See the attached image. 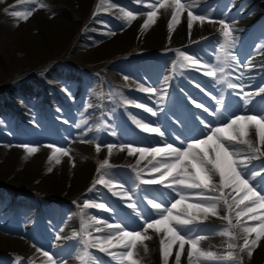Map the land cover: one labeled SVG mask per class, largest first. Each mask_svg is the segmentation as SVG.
<instances>
[{
    "label": "rangeland",
    "instance_id": "374dc122",
    "mask_svg": "<svg viewBox=\"0 0 264 264\" xmlns=\"http://www.w3.org/2000/svg\"><path fill=\"white\" fill-rule=\"evenodd\" d=\"M212 1L195 0L193 9L200 12L207 10L216 18L229 23L243 17L245 23L256 18L255 12L249 15L242 12L240 16L239 12L244 9L235 8L230 0ZM250 1L259 2V5L256 8L251 5V8L247 7L248 9L254 11L264 8V0ZM42 2L48 7L38 8L36 5L26 3L25 0H0V206L6 204L0 210V231L9 235L8 238L0 237V242L3 241V244L0 243V264H45L46 257H43V251L54 253V258L59 264H80L77 256L82 248L79 242L82 237L73 234L80 232L82 221L91 222V218H95L99 222L89 228L93 236L99 234L95 232L96 227L103 228L105 223L118 222L111 211L83 209L85 199L92 203L106 201L120 213V218L125 220L129 229L143 231V220L140 217L133 214L134 223L133 218L125 215L126 212L132 213V209H127L125 200L113 196L100 184L95 185L93 191H88L103 171H110L117 178L122 177L128 181L126 188L137 192L143 201L139 206L141 209L147 208V212L152 213L153 218H159L155 210L147 205L149 197L144 196V191L157 197L156 202H159L161 195L167 202V194L171 190L160 185H139V182L135 181L136 169L125 164H115L114 156L116 150H119V145L131 143L134 146L162 147L165 143H173L176 147H186V144L191 142L189 137L205 139L212 127L222 126L215 123V116L201 111L203 108L199 109L200 116L208 122L207 130L200 122L193 120L195 117L191 115L192 112L191 120L179 126L178 118L173 114L177 113L175 109L158 113L164 109L163 105H158V99L139 91L140 86L137 83L143 86L149 83L150 73L146 69H150L155 83L159 77L150 66H143V61L148 63L147 65L155 63L156 66L164 67L166 62H174V57L177 56L176 52L168 54L172 35L166 33L160 36L158 38L160 46L156 47L151 46L152 41H148L141 34L139 27L142 24L138 20L148 11L144 5L152 0H143L140 4L134 0H42ZM13 10H31L33 14L27 20H20L10 14ZM127 10H132L137 15V19L131 24L122 19L123 11ZM166 12L164 9H158L157 17ZM249 29L246 27L241 30L238 38L247 43L245 56L252 58L257 54H264V50H261L264 37L261 38L257 31ZM260 30L264 32V25L259 28ZM115 38L122 39L125 44H121L118 51L111 52L108 50V43ZM201 45L216 58L218 45L215 48ZM179 50L184 51L186 55H193L194 58L198 54L196 51L181 47ZM232 53L239 58L234 50ZM247 58L246 63H251ZM130 69L133 71L130 72ZM188 69L195 74H202L200 71ZM171 70L173 71V65ZM130 73L139 74L143 79H136ZM183 74L180 68L179 75ZM168 75V72L162 73L161 81L158 80L153 87L162 88L163 81ZM193 78H196L194 73ZM171 80L176 84L179 78L174 76ZM187 81L194 82L188 78ZM263 86L260 83L255 84L258 88ZM206 95L199 94L203 98V102L200 101L203 104L204 101L210 103V98H214V91H206ZM237 101L238 98L235 96L231 103L236 106ZM136 104L153 108L159 116L164 113L165 122L158 124L152 120L147 121L151 113L135 107ZM204 106L207 107L206 104ZM214 109L213 106L210 111ZM20 112H25L26 115H21ZM222 112L228 117L229 111ZM118 113L122 116L123 124L116 119ZM133 117L150 123L153 127H161L165 136L142 132L133 123ZM224 122L226 123L227 119ZM77 123L82 124L81 128L75 127ZM72 128L77 130L76 133H87L84 136L86 142L76 138V145L73 144L75 136ZM202 131L204 135L201 134ZM113 132L115 135L111 134ZM49 143L67 149L68 158L72 162L69 164L68 173L43 182V178L49 173L47 169L51 167L48 164L52 163L48 161L52 150L45 147ZM97 143L101 144L99 152L96 151ZM107 143H114L117 146L111 155L108 153ZM23 144L36 146L39 150L29 156L20 147ZM124 152L127 153V149ZM64 158L65 156L61 157L59 165H62ZM138 158L135 156L134 162L137 163ZM104 159H109L112 168L98 173L97 169ZM141 162L143 160L140 161L139 168H145L147 163ZM83 163H86L84 170ZM143 176L148 177L147 170ZM218 179L216 177L217 182ZM16 195L31 199L33 205L47 204L45 212H30L21 222L18 218L20 205L14 201ZM171 195L175 196V193L172 192ZM14 206H17L19 211ZM166 206L170 207V203H166ZM12 210L17 212V215ZM225 214V209L221 205L219 216H209L207 220L189 226L207 229L196 233L205 236L200 242L201 250L215 251L219 255L226 254L227 243L230 241L228 237L220 234L227 227V221L221 219ZM148 234L152 236L151 240L145 242L148 251L145 252L144 247L138 245L134 258L139 264H163L159 251V241L163 233L157 235L154 231L148 230ZM57 236L60 237L59 240L56 239ZM236 242L242 243V239ZM174 246L169 264H175L177 249ZM37 248L41 251L37 252ZM89 251L97 258V264H117L98 249ZM240 255L242 261L238 259L203 264H264V239L253 250L250 258L246 253ZM181 264H188V261L181 257Z\"/></svg>",
    "mask_w": 264,
    "mask_h": 264
},
{
    "label": "snow or ice",
    "instance_id": "6c2138e0",
    "mask_svg": "<svg viewBox=\"0 0 264 264\" xmlns=\"http://www.w3.org/2000/svg\"><path fill=\"white\" fill-rule=\"evenodd\" d=\"M26 3L36 5L38 8H47V4L42 0H25ZM140 4L143 0H134ZM148 9L146 19L141 25V31L147 30L157 22V10L171 9V19L167 22L169 34L174 30V26L180 23L181 14L187 11V27L189 33L193 28L194 22L198 21L203 25L206 21L209 23H218L219 35L223 38L219 42L217 49L216 63L202 61V58L193 55H186L184 51L176 50L177 61L173 62L172 76L165 77L164 86L157 89L153 86L139 87V91L155 95L160 103H163L168 90V81L175 74L177 67L181 69L191 68L202 72L206 77L215 78V83H227L229 89H238L237 95H240L236 102L237 111L243 110L245 114L237 115L234 112H228L225 117L224 112L225 101L221 97L215 100V110L210 112L204 104L197 103L195 99L190 98L191 103L197 109L203 108L205 113L215 116V123L221 124V127H212L210 134L205 139H198L195 136L189 137L191 142L186 147H176L173 143H165L163 147L152 146H134L131 143H121L119 151L127 149L129 156L138 154L137 165L141 160H147L145 168L135 171V181L139 185H160L171 191L167 194V202L163 195L157 201V197L151 193L144 191L147 199V205L155 210V214L159 217L153 218L152 213L147 212V208L141 209L139 206L143 202L136 191L126 188L128 183L124 178H117L110 171H103L99 179L94 180L92 188L100 184L108 189L113 196L120 197L126 201L127 209H132V213H125L129 218L140 217L143 220V231L129 229L125 220L120 218V213L112 208L106 201L102 203H92L88 199L84 200L83 209H103L111 211L118 222L105 223L104 227H96L95 232L98 235L93 236L89 232L92 224L99 223L95 218H91V222L82 221L79 233L74 236H81L80 244L82 248L77 256L80 264H97V258L89 251V249H98L116 261L117 264H139L134 258L135 250L138 245L144 247V251H148L145 244L146 241L152 239L148 234V230L154 231L161 236L159 241L160 256L163 264H169V257L173 255V245H178L175 251V264H181V256L187 247L188 264H203V262H225L241 260V253H246L250 258L253 250L258 247L260 241L264 239V87L259 88L257 93H249L244 91V85L233 83L224 75L226 68L235 70L238 67L237 56L231 51L234 45L232 29L229 23L224 19H215L213 13L200 12L191 7L188 0H152L144 5ZM13 17L20 20H27L33 13L31 10L11 11ZM95 15V13H94ZM122 19L128 24L137 19V15L132 10L123 11ZM207 39V37H202ZM264 50V45H261ZM249 67V66H245ZM250 70V69H249ZM243 73L237 79H242ZM127 79V77H125ZM203 92L204 89L196 85ZM163 91L164 94H161ZM253 96H260V99L253 100ZM240 101L243 102L241 109ZM135 107L143 108L145 112L156 116L157 112L151 107L143 104H136ZM247 113H253L251 115ZM204 129L209 128L208 122L203 118H198ZM225 119L227 122L225 123ZM133 123L136 124L142 132L155 134L160 137L165 136V132L161 127H153L150 123H144L133 117ZM82 124L77 123L76 128H81ZM254 130L255 140L252 138ZM115 135V133H111ZM205 133L202 131L201 133ZM84 133L80 139L86 142ZM102 143V142H101ZM159 143V141H157ZM183 144V141L181 142ZM31 156L39 149L29 144L20 145ZM52 150L48 156V161H55L56 164L61 163V157L69 156V151L63 146H55L52 143L46 144ZM109 155L117 148L114 143L106 145ZM101 150V144L97 143L96 151ZM253 161H259L258 165ZM112 165L109 159H104L97 169L98 173L102 170H110ZM53 169L49 167L48 172ZM147 170L148 177L144 178L143 173ZM218 177V182L216 181ZM141 191H143L141 189ZM174 192L175 196L171 193ZM178 197V198H177ZM190 201V202H189ZM170 203V207L166 206ZM221 205L225 209V215L221 219L227 221V227L220 233L229 238L227 243V251L224 255H219L215 251H203L200 248V242L205 239L204 235L196 234L199 231L207 229L191 228L189 226L207 220L209 216H219V208ZM82 209V211H83ZM150 221V222H149ZM135 223V219L133 218ZM254 234V238H253ZM60 239L59 236L56 237ZM242 243L236 241L241 240ZM37 252L41 249L37 248ZM46 257L45 264H59L54 258L55 254H49L48 251L42 252ZM19 260V258H17Z\"/></svg>",
    "mask_w": 264,
    "mask_h": 264
},
{
    "label": "bare ground",
    "instance_id": "6f19581e",
    "mask_svg": "<svg viewBox=\"0 0 264 264\" xmlns=\"http://www.w3.org/2000/svg\"><path fill=\"white\" fill-rule=\"evenodd\" d=\"M218 1V0H217ZM183 2V1H182ZM188 2L191 4V7L194 8V5H195V0H188ZM205 2V1H204ZM210 2V1H209ZM208 2V3H209ZM213 2V1H212ZM232 3H234L236 6H240L241 4L243 5H247L250 3V0H231ZM230 4V3H229ZM228 4V5H229ZM252 4V3H251ZM253 4H256L258 5L259 3L257 2H254ZM252 4V5H253ZM236 8V7H235ZM242 10V9H241ZM241 13V12H240ZM244 13V12H243ZM245 14V13H244ZM214 15V14H213ZM223 15V14H222ZM145 16L146 14H142V16L139 18L138 21H140L139 23L143 24L144 20H145ZM241 16V15H240ZM226 17V16H225ZM243 17V16H242ZM222 18V17H221ZM244 18V17H243ZM171 19V9H168L167 12L165 14H161L160 16L157 17V22L152 25L151 27H149L147 30L145 31H141V26L139 27L140 31H141V34L146 38L148 39V41H152L151 42V46H159V42H158V38L160 36H163L164 34H168L169 35V32H168V29H167V22L168 20ZM259 21L261 23H263L264 21V14H262V16L260 17ZM228 22V21H226ZM140 24V25H141ZM230 25V28L232 29V35H233V38H237V34L238 32L245 28L246 27V23L243 21V20H240L239 21H236L235 23H229ZM235 25V26H234ZM219 27L220 25L218 23H209V22H205L203 25L200 24V22L196 21L194 22L193 24V28L191 30V33H189V29L187 27V11L183 12L181 14V17H180V23L176 24L174 26V30L173 32L171 33L172 37L170 40L171 41V48L172 50L170 51V54H172L174 52V48H176L177 46H180V47H184L186 49H192L193 51H196L198 54V56H200L202 59L206 60L207 58H210L212 62H215V59L214 57H212L211 55H209L206 51L203 52L202 49L199 47V44L200 42H203L205 45L207 46H213L215 45L216 42H220L223 38L219 35ZM218 31V37H217V40L214 41V39L212 38V35L214 33H216ZM263 34V32H262ZM259 36V35H258ZM202 37H207V39H202ZM165 38V37H164ZM161 39V38H160ZM147 41V40H146ZM163 41V39H162ZM158 42V43H157ZM235 42V40H234ZM123 40L120 39V38H115L113 39L112 41H110L108 43V50L109 51H118V48L119 46H121V44H123ZM236 43V42H235ZM234 43V44H235ZM125 44V43H124ZM162 44V43H161ZM163 45V44H162ZM236 47L234 49L235 52H238L239 50V53H240V57L244 54L243 52L245 51V43L242 44V46H237V44H235ZM207 48V47H206ZM179 49V48H178ZM120 50V49H119ZM233 51V50H232ZM115 53V52H114ZM264 56L263 55H258L256 57V59L254 60V64H246V63H238V67L235 68V70H233L232 68H226V71L224 73V75L227 77V79H230L233 83H237V84H243L244 85V91L245 92H249V93H257L258 91L253 87V84L254 82H256L257 80H263L264 79ZM247 61V60H246ZM148 63H144L143 61V66H150L153 70V72L155 74H160V72L162 71H168L171 69V62H168L164 65V68H161L160 66H156L155 64H151L150 65H147ZM249 66V67H245V66ZM259 68V70L257 69ZM250 69V70H249ZM132 69H130V72H131ZM149 73H150V78L148 79L149 80V83H148V86H151V84H155V80L151 77V72H150V69H146ZM133 71V70H132ZM255 71H258V72H255ZM243 73V76H242V79H237V77H240L241 74ZM191 72L189 70H185L184 71V77H182L179 81V87H182L183 90L185 91V93L187 94V97H188V100H190V98H193L195 100H198V101H202L200 100L197 96L196 93H192L191 91L193 90L192 88H189V89H186L184 88L183 84H185V80L186 78H188L190 76ZM251 74L253 77H251ZM132 76L135 77V74H131ZM137 76L136 75V79H137ZM160 77H158V80H159ZM204 80L205 82L207 83H204L203 81H200V84L204 87H202L203 89L206 88V85L209 86L208 89L210 90H213L214 93L216 92V94H218V96H220V98L222 97L224 99V101L226 102L225 103V107L227 109V111H230L232 109H235V113L237 115H242V114H245L243 112V110L241 111H237V109L231 104V97H230V90L228 87H227V83H220V84H217L215 83V78H212V77H206L204 76ZM157 83V82H156ZM139 86H141V84H137ZM133 87H134V84H133ZM238 90V89H237ZM195 91V90H194ZM235 91V89L233 90ZM209 92V91H208ZM146 94V93H145ZM168 94H169V91H168ZM152 94H149L148 96H150ZM239 96L240 95H243V93H239L238 94ZM261 95H264V94H261ZM154 98H157L155 95H152ZM215 96V95H214ZM217 96V95H216ZM253 100H259L260 99V96H253L252 97ZM154 102H157L156 100H154ZM203 102V101H202ZM198 103V102H197ZM210 103L212 105H214V107H216V104H215V101H210ZM168 106L170 105L171 106V109H168L167 107H165L164 109H162V111L164 112L165 110H172V109H175V111L178 113V120H177V124L179 126H182L186 123V113H185V110L184 108L182 107L181 103L179 102V99H174L172 96H170V99L168 101ZM187 108V111H193L194 110V114H195V119H198V116L199 118H201L200 116V113L198 112L197 108L195 107V105L193 103H191V100L189 102V105L186 106ZM210 108H213L210 107ZM225 109V108H224ZM241 109H243V102H241ZM136 111V109H134ZM249 115L253 114V113H247ZM120 118V119H119ZM122 116L118 113V117H116V119L118 120H121ZM148 119L152 120V122L154 123H158V124H162L165 122V117L163 116H159V114L157 113L156 116H152L150 115V117H148ZM196 121H199L196 120ZM122 123V122H121ZM123 124V123H122ZM119 127V126H118ZM72 133L74 134V136L76 138H80L84 133H76V129L75 128H72ZM210 134V133H209ZM208 135V133L206 134ZM252 138L253 140H255V135H254V130H253V133H252ZM73 144L76 145L75 142H73ZM164 146V144L162 145V147ZM135 156H138V154L136 155H133V156H129L128 153H125L124 151H119V150H116V154L114 156V159H115V164L119 163V164H125L129 167H132L136 170L140 169L139 166H140V163L139 165H137L136 162H134V157ZM52 163L51 164H48V165H51L52 167V171L49 172L44 178H43V182H46L48 179H51V178H56L59 176H63L65 173H68L67 171L70 170L69 168V164L72 162V160H70L68 158V156H65L64 158V161L62 163V165H59V164H56L55 161H51ZM142 164H145L147 163V160H143V162H141ZM255 163V162H254ZM86 163H83V170L85 169V166ZM145 165H143L144 167ZM43 168V167H42ZM69 169V170H68ZM79 169V168H78ZM75 171V170H73ZM77 172V171H76ZM77 175V174H76ZM77 177V176H76ZM59 178V177H58ZM75 178V177H74ZM18 184V183H17ZM48 184V183H47ZM14 201L17 202L20 206V214L18 216V218L22 221H24V218L25 216H27L28 213L30 212H34V211H37V212H42L46 210V207H47V204L45 205H40V204H35L33 205L32 204V200L29 199V198H26V197H23V196H20V195H16L15 198H14ZM2 207H5V205H2ZM14 208L17 209V211L19 210V208L17 206H14ZM104 213L103 210H100ZM13 213H17L15 212L14 210H12ZM35 213V212H34ZM43 213V212H42ZM41 213V214H42ZM17 215V214H16ZM32 215V214H30ZM35 215V214H34ZM32 217V216H31ZM55 219V218H54ZM24 224V223H23ZM5 228V227H4ZM56 229V228H55ZM6 233V231H5ZM3 238H8L9 235H5L3 232L0 231V237ZM13 237V236H10V238ZM14 239V238H13ZM9 240V239H8ZM15 240V239H14ZM21 241V240H20ZM13 242V241H12ZM17 242V241H16ZM3 244V241L0 242ZM29 243V242H28ZM30 244V243H29ZM8 245V244H7ZM6 245V246H7ZM31 245V244H30ZM34 245V244H33ZM5 247V245H4ZM30 247V246H29ZM32 247V245H31ZM176 249L178 247V245H175L174 246ZM187 247L188 245L185 246V251H184V254H182L181 257H183V259L185 261H188L187 259ZM33 248V247H32ZM12 249V248H11ZM21 249V248H20ZM26 249V247H25ZM1 250V249H0ZM17 250V249H16ZM19 251V250H18ZM24 251V250H23ZM13 252V251H12ZM29 252V251H28ZM13 255V254H12ZM21 255V254H20ZM37 255V254H36ZM40 257V256H39ZM18 264V263H17Z\"/></svg>",
    "mask_w": 264,
    "mask_h": 264
}]
</instances>
